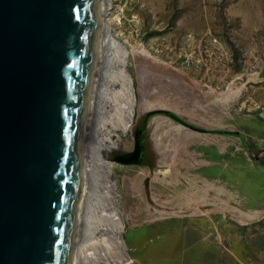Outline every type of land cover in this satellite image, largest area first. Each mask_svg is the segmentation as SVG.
<instances>
[{"label":"rangeland","instance_id":"1","mask_svg":"<svg viewBox=\"0 0 264 264\" xmlns=\"http://www.w3.org/2000/svg\"><path fill=\"white\" fill-rule=\"evenodd\" d=\"M112 7L136 117L115 156L133 152L146 124L142 162L111 176L131 264H264V0ZM156 110L220 133L142 120Z\"/></svg>","mask_w":264,"mask_h":264},{"label":"water","instance_id":"2","mask_svg":"<svg viewBox=\"0 0 264 264\" xmlns=\"http://www.w3.org/2000/svg\"><path fill=\"white\" fill-rule=\"evenodd\" d=\"M98 1L0 0V264L72 263ZM142 135L114 160L138 165Z\"/></svg>","mask_w":264,"mask_h":264},{"label":"bare ground","instance_id":"3","mask_svg":"<svg viewBox=\"0 0 264 264\" xmlns=\"http://www.w3.org/2000/svg\"><path fill=\"white\" fill-rule=\"evenodd\" d=\"M112 5L113 0L98 1L96 52L71 264L132 263L121 238L127 231L111 176L118 165L114 160L118 150L115 137L126 136L134 129L135 94L126 71L130 53L112 34L118 22L112 17ZM139 126L143 129L146 124ZM141 144L144 145L143 138ZM96 149L102 150L107 160L98 162Z\"/></svg>","mask_w":264,"mask_h":264}]
</instances>
